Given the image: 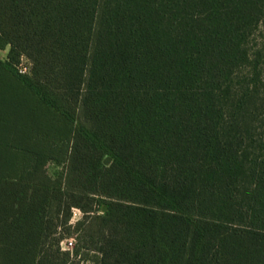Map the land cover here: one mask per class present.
<instances>
[{
    "label": "trees",
    "instance_id": "16d2710c",
    "mask_svg": "<svg viewBox=\"0 0 264 264\" xmlns=\"http://www.w3.org/2000/svg\"><path fill=\"white\" fill-rule=\"evenodd\" d=\"M5 50L0 264L94 205L93 264H264V0H0Z\"/></svg>",
    "mask_w": 264,
    "mask_h": 264
},
{
    "label": "rangeland",
    "instance_id": "374dc122",
    "mask_svg": "<svg viewBox=\"0 0 264 264\" xmlns=\"http://www.w3.org/2000/svg\"><path fill=\"white\" fill-rule=\"evenodd\" d=\"M7 53L8 50L0 51V57L5 59ZM22 68L24 71H28L30 68L29 62L24 60ZM41 170L46 172L49 176H54L55 173L61 171V168L49 163L43 166ZM104 207L105 206L100 208L94 205V212L87 217L82 211L73 209L71 220L68 225L69 227L63 228V230L60 231L61 236H64V239L60 243L61 249L64 252L70 253L72 264H93L95 263L94 259L99 257V254L94 252L91 247V237L95 235L96 231V223L93 218L97 215L104 214ZM69 228L71 229L69 230ZM67 233H71V235L66 236ZM67 241H72L73 243L71 250L66 249Z\"/></svg>",
    "mask_w": 264,
    "mask_h": 264
},
{
    "label": "built area",
    "instance_id": "2783aa9c",
    "mask_svg": "<svg viewBox=\"0 0 264 264\" xmlns=\"http://www.w3.org/2000/svg\"><path fill=\"white\" fill-rule=\"evenodd\" d=\"M22 69H23V68H22ZM23 72H26V71L23 70ZM72 245H73L72 241H67L66 249H67V250H71V249H72V248H71ZM66 249H65V250H66Z\"/></svg>",
    "mask_w": 264,
    "mask_h": 264
},
{
    "label": "water",
    "instance_id": "95a60500",
    "mask_svg": "<svg viewBox=\"0 0 264 264\" xmlns=\"http://www.w3.org/2000/svg\"><path fill=\"white\" fill-rule=\"evenodd\" d=\"M106 210H107V208H106V207H104V212H106Z\"/></svg>",
    "mask_w": 264,
    "mask_h": 264
}]
</instances>
